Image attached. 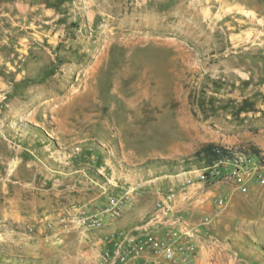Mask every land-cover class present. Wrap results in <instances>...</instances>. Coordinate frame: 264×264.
<instances>
[{
  "label": "rangeland",
  "instance_id": "1",
  "mask_svg": "<svg viewBox=\"0 0 264 264\" xmlns=\"http://www.w3.org/2000/svg\"><path fill=\"white\" fill-rule=\"evenodd\" d=\"M207 144L264 161V0H0V264H92L68 208L160 177L144 222ZM215 191L192 264H264V182Z\"/></svg>",
  "mask_w": 264,
  "mask_h": 264
},
{
  "label": "built area",
  "instance_id": "2",
  "mask_svg": "<svg viewBox=\"0 0 264 264\" xmlns=\"http://www.w3.org/2000/svg\"><path fill=\"white\" fill-rule=\"evenodd\" d=\"M98 170L103 174L105 168L102 166ZM195 172L194 178L173 182L166 193L156 190L158 200L148 220L119 234L104 233L96 242L101 247L97 248L92 264H192L198 255L200 242L197 238L201 234L189 213L203 203L199 194L205 185H213L220 179H233L242 187L253 180L264 182V161L259 162L251 154L237 150L214 163H206ZM174 177L179 175H166V178ZM155 180L139 177L118 184L108 179V185L115 189L103 187L105 203L70 206L63 219L64 227L81 229L83 234L103 230L121 219L145 188L156 186ZM214 201L223 204L222 199ZM208 222L209 217L204 216L202 223Z\"/></svg>",
  "mask_w": 264,
  "mask_h": 264
},
{
  "label": "crops",
  "instance_id": "3",
  "mask_svg": "<svg viewBox=\"0 0 264 264\" xmlns=\"http://www.w3.org/2000/svg\"><path fill=\"white\" fill-rule=\"evenodd\" d=\"M155 179H158V178H155ZM225 181L224 179H221V181H217L216 183H214L211 187L212 190H209L206 194H199V197L201 198H204V200L201 198V200L205 201L204 203H202L200 206H198V208L192 210L190 213H189V216L190 218L192 219L193 221V225L197 228L198 231H201L205 226V224L202 223V218L200 219V215L203 214V212L205 211H210V210H213L214 208V199L216 197V195L219 193H216L215 190H218V184L220 182H223ZM222 191L225 192V189H223ZM204 195V197H203ZM143 197V200H145L147 198V196L145 195H141ZM198 203V202H197ZM136 207V206H135ZM142 208V206H139ZM135 208V211H133L134 209H131L128 210L125 214L126 216L124 215V217L116 222H113L111 225H109L108 227L104 228V232L109 234H119L123 231H127V230H130L132 229L135 225H137L139 222H140V218H141V212L144 210V208ZM138 209V212L140 213H136ZM130 211V212H129ZM128 215L130 216H133L131 217V219H129ZM142 221V219H141ZM199 251H198V255H197V258H196V261L200 255L201 252H203V247L205 246L204 245V241L202 240H199Z\"/></svg>",
  "mask_w": 264,
  "mask_h": 264
},
{
  "label": "trees",
  "instance_id": "4",
  "mask_svg": "<svg viewBox=\"0 0 264 264\" xmlns=\"http://www.w3.org/2000/svg\"><path fill=\"white\" fill-rule=\"evenodd\" d=\"M236 150H229V149H220L214 144H207L205 145L200 151L196 153V156L199 157L207 164L214 163L215 161L219 160L223 156L232 155ZM243 152L249 154H258L259 151L251 146L248 149H243Z\"/></svg>",
  "mask_w": 264,
  "mask_h": 264
}]
</instances>
